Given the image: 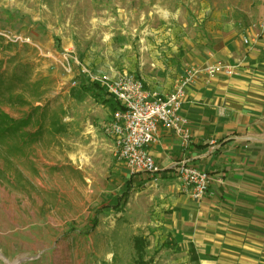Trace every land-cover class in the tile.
<instances>
[{"label":"rangeland","instance_id":"1","mask_svg":"<svg viewBox=\"0 0 264 264\" xmlns=\"http://www.w3.org/2000/svg\"><path fill=\"white\" fill-rule=\"evenodd\" d=\"M263 1L0 0V30L37 46L0 39V111L16 122L30 109L43 111L25 128L39 131L35 142L21 146L10 135L0 141V264H138L134 234L147 238L141 264L175 261L162 230L147 225L144 196L126 188L130 175L104 131L112 110L105 114L88 96L72 100L70 89L86 78L74 65L64 72L55 57L75 56L95 75L133 74L134 64L172 60L169 46L188 28L260 23ZM19 63L29 66L18 76L30 88L11 79ZM121 193V213L100 210Z\"/></svg>","mask_w":264,"mask_h":264},{"label":"crops","instance_id":"2","mask_svg":"<svg viewBox=\"0 0 264 264\" xmlns=\"http://www.w3.org/2000/svg\"><path fill=\"white\" fill-rule=\"evenodd\" d=\"M257 22L188 28L177 46H169L174 53L166 57L172 60L130 68L160 95L170 94L190 70L198 71L185 86L180 111L188 145L158 127L150 155L159 179H129L149 205L147 225L162 230L161 243L177 252L169 264H264V34L257 39ZM244 39L255 41L245 45ZM217 64L236 66L241 77L199 71ZM178 163L212 176L202 199L181 191L172 173Z\"/></svg>","mask_w":264,"mask_h":264},{"label":"built area","instance_id":"3","mask_svg":"<svg viewBox=\"0 0 264 264\" xmlns=\"http://www.w3.org/2000/svg\"><path fill=\"white\" fill-rule=\"evenodd\" d=\"M263 34L264 20L258 25L257 39ZM0 39L5 43L31 45L37 48L29 37L17 36L7 30H0ZM254 41L244 39L243 43L249 45ZM55 62L68 74L72 73L74 65L82 76L99 84L107 92L108 97L117 102L119 108L110 115L104 131L113 139L118 160L124 164L129 175L148 176L152 182H156L159 179L160 168L150 155V149L157 141L158 127L180 138L183 146L188 145L190 136L186 130L187 122L180 115V111L185 98V86L198 71L190 70L170 94L160 95L148 90L144 82L133 74L95 75L75 56L67 53L56 55ZM199 71L206 72L207 75L223 72L236 78L241 77L237 67L231 65L217 64ZM75 85L76 82L73 80L72 86ZM172 173L181 191L194 200L204 197L213 180L208 172L184 163L176 164Z\"/></svg>","mask_w":264,"mask_h":264},{"label":"trees","instance_id":"4","mask_svg":"<svg viewBox=\"0 0 264 264\" xmlns=\"http://www.w3.org/2000/svg\"><path fill=\"white\" fill-rule=\"evenodd\" d=\"M27 67H29L27 64L19 63L15 67L13 74L11 75V79L16 80L18 83L22 84L23 87L30 88L32 85L27 84V79L18 76V73H20L21 71L25 72L27 70ZM69 96L71 99H74L79 102L83 101L87 96H89L96 103L108 106L112 110V112L119 108L117 102L112 98L108 97V94L104 90V88L100 87L99 84L91 82L87 79L85 80V82L80 83L77 88L70 89ZM30 110L31 111L28 113L25 119L19 122L10 120L8 116H6L0 111V141H4L5 138L10 135V137L13 136L15 139H18L21 146H28L29 143L32 144L33 142H35L34 139H37L40 136L39 131H26L25 128L31 125L32 119L35 114L42 115L43 111L39 108H33ZM21 146H18L19 149H21ZM126 183H128L126 188L129 190L132 181L130 180ZM126 203L127 199L126 197H123L121 193L116 196L115 200H110L108 202L103 203L100 207V210L103 211L112 209L115 214H118L123 211V208L125 207ZM91 225L94 227L96 226V223L91 222ZM132 244L135 256L138 258V264H141L147 248V242L144 238L140 236H134L132 238Z\"/></svg>","mask_w":264,"mask_h":264}]
</instances>
